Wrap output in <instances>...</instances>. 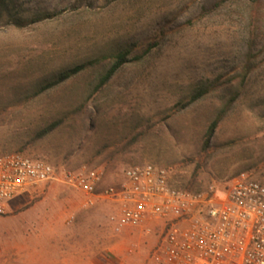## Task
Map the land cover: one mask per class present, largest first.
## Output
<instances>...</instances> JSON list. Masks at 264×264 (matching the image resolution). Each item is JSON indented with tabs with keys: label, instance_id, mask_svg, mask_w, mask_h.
I'll use <instances>...</instances> for the list:
<instances>
[{
	"label": "rangeland",
	"instance_id": "374dc122",
	"mask_svg": "<svg viewBox=\"0 0 264 264\" xmlns=\"http://www.w3.org/2000/svg\"><path fill=\"white\" fill-rule=\"evenodd\" d=\"M125 50L145 57L103 90L112 62L35 96L66 69ZM201 88L209 94L181 109ZM10 152L100 166L109 184L145 163L171 168L194 191L243 172L264 182V0H0V154ZM113 212L84 208L59 183L24 194L0 215V264H155L160 230L116 233Z\"/></svg>",
	"mask_w": 264,
	"mask_h": 264
},
{
	"label": "built area",
	"instance_id": "2783aa9c",
	"mask_svg": "<svg viewBox=\"0 0 264 264\" xmlns=\"http://www.w3.org/2000/svg\"><path fill=\"white\" fill-rule=\"evenodd\" d=\"M172 172L145 163L109 184L100 166L57 167L23 152L0 154V215L20 196L59 183L80 193L84 208L112 204L116 233L162 221L155 264H264V182L243 172L223 187L194 191L176 185Z\"/></svg>",
	"mask_w": 264,
	"mask_h": 264
},
{
	"label": "trees",
	"instance_id": "16d2710c",
	"mask_svg": "<svg viewBox=\"0 0 264 264\" xmlns=\"http://www.w3.org/2000/svg\"><path fill=\"white\" fill-rule=\"evenodd\" d=\"M48 17L41 18L38 21L45 20ZM9 20L16 26L18 27H23L25 24L28 23V20L24 19H17L16 16L13 14L9 15ZM33 22V21H31ZM149 50L147 54L150 52ZM145 56H136L134 58H131V51L125 50V51H120L116 55H111V56H102L99 57L93 61L87 62L85 64L77 65L73 68L66 69L65 71L61 72L56 79L47 82L44 84L35 94V96L41 95L47 91L56 89L57 87L66 84L69 82L71 79L79 76L82 74L84 71H86L89 68L96 67V66H101L106 62L111 63L112 66L109 68V70L106 72V74L102 77L101 81L96 87L97 91L103 90L109 83L110 81L127 65L132 64V63H137L141 62L144 59ZM210 90H206L201 88L198 90L196 94H194L190 100L181 105V109H185L195 103H197L199 100H201L203 97L207 96L209 94ZM238 96L233 95L231 99L223 106L221 109L218 117L210 124L206 135L204 139V147L205 149H210L212 148V138L214 137L216 130L218 129L219 125L221 124L223 118L227 115V113L230 111V109L233 107L234 103L237 101ZM61 122H55L52 123L51 125L47 126L44 128L42 131H40L36 137L35 140H40L51 134L53 131H55L58 127H60Z\"/></svg>",
	"mask_w": 264,
	"mask_h": 264
},
{
	"label": "crops",
	"instance_id": "0c3cea01",
	"mask_svg": "<svg viewBox=\"0 0 264 264\" xmlns=\"http://www.w3.org/2000/svg\"><path fill=\"white\" fill-rule=\"evenodd\" d=\"M10 206H11V203H10V205H9V208H10ZM149 222H150V223H149ZM149 222L146 224V226H144V227H146V229H149V228H150V229L152 230L153 227H154V229H155V228H158V229L160 230L159 233L162 234V231H163V222H162V221H160V220H151V221H149ZM49 228H51V226H49ZM161 234L158 235V239H157V241H156V243H155V247H156L157 243L160 242ZM155 247H154V250H155ZM154 250H153V251H154ZM153 251H151V253H152ZM149 258H150V256H149L148 259L145 261V264H147Z\"/></svg>",
	"mask_w": 264,
	"mask_h": 264
}]
</instances>
